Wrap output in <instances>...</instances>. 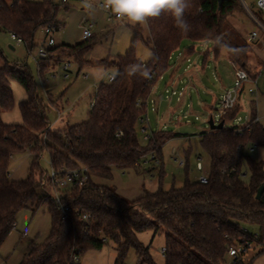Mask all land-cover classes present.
<instances>
[{
    "label": "trees",
    "instance_id": "trees-1",
    "mask_svg": "<svg viewBox=\"0 0 264 264\" xmlns=\"http://www.w3.org/2000/svg\"><path fill=\"white\" fill-rule=\"evenodd\" d=\"M240 4V0H223L220 6L217 0H190L184 13L187 31L178 27L168 11L147 18L144 28L132 27L129 48L116 59L100 61L102 65L111 61L109 66L116 69L114 80L98 86L87 121L65 131L50 128L48 106L39 98L27 69L10 64L0 49V244L22 209L45 205L50 216L49 234L42 243L29 245L20 264H80L87 249H101L107 243L117 253V264H122L129 248L135 251L137 264H155L148 247L137 238L148 229L165 235V264H233L229 248L243 245V240L264 242V191L255 199L256 190L264 184V162L247 155V150L264 149V122L254 121L253 102L248 127L224 126L235 117L237 102L220 114L221 129L199 134V145L209 159L206 183L186 178L181 187L164 190L159 182L156 191H144L127 201L94 180H110L114 170L139 172L148 156L160 165L164 144L181 136L146 129L142 144L138 130L140 120H146L152 88L168 70L170 57L183 40L191 43L190 53L195 51V43L210 42L215 55L224 51L234 67L246 71L249 80L260 76L264 64L261 72L249 70L248 43L238 42L226 30L227 19L242 11ZM57 11L54 0H0V31L15 35L31 50L39 30L59 28ZM138 40L152 53L145 64L137 55ZM91 44L89 39L48 47L46 58L59 54L65 55L61 61L81 63ZM46 67L39 60L41 77ZM149 73L152 77L147 80ZM11 81L22 86L26 95L18 104L21 124H7L1 118V111H10L14 105ZM44 151L51 168L84 167L90 174L83 187L61 193L59 203L52 198L55 187L44 178L46 172L40 165ZM25 152L30 154L28 175L21 181L11 180V158ZM83 215L88 221L82 220ZM247 226L255 227L256 238ZM244 253L234 261L242 262Z\"/></svg>",
    "mask_w": 264,
    "mask_h": 264
},
{
    "label": "rangeland",
    "instance_id": "rangeland-1",
    "mask_svg": "<svg viewBox=\"0 0 264 264\" xmlns=\"http://www.w3.org/2000/svg\"><path fill=\"white\" fill-rule=\"evenodd\" d=\"M54 2L58 4L56 20L62 25L61 29L51 33L57 45H74L81 42L82 26L92 25L91 48L83 57V62L69 60L70 68L67 71V78L64 77L65 72L62 69L64 61H61L65 59V55L53 54L49 58L38 56V50L46 47L47 39L42 30L36 33L35 44L31 50H28L23 43L14 41L8 32L0 31V49L10 64H17L27 69L35 82L39 98L48 106L51 129L65 131L69 126L87 121L90 103L95 98L98 86L101 83H109V75L115 74L116 69L109 66L110 60H106L105 65L100 64V61L105 58L116 59L122 55L129 46L131 28L137 25L144 28L145 23L132 24L126 18L109 20L107 13L101 10L94 0H66L65 3L62 0H54ZM103 2L105 3V0ZM244 2L253 13H256L258 20L264 25V17L257 14L253 4L254 0H244ZM86 3L91 7H86ZM240 5L242 11L236 12L227 19L226 30L241 43L246 41L252 31L259 33L260 29L242 4ZM189 43L188 40L182 41L179 51L174 52L171 57V66L176 63L180 52ZM141 45L138 40L136 42L137 53H140ZM248 45V66L251 70L264 60V33H259L257 38ZM194 49L191 56L184 58L178 64L176 71L178 80L183 82L177 86L178 90L182 89L180 95L179 91L172 95V87L167 84L171 75L169 70L152 88L153 98L159 104L157 113L147 108L146 116L150 124V128L146 127L147 131L158 130L160 122L166 119L168 125L163 130L181 134L180 137L172 138L164 144L160 165L157 166L155 160H151L148 156L139 172L133 169L114 170L110 180L94 178L98 184L111 187L127 201L139 198L144 191H156L159 182L164 190H168L172 186L181 187L186 178L195 181L201 175L207 176L209 159L199 145V134L209 129L207 121L210 116L215 123H218L221 114L218 99L224 91L233 86L235 72L226 53L221 51L215 55L210 42L195 43ZM42 59L47 67L41 77L38 62ZM263 82L264 71L258 77L259 93H249L247 88L251 84L244 85L238 99V111L231 121L225 122V127H245L251 113L252 102L255 104L259 121L264 122ZM10 87L13 92L14 105L10 111H1V118L7 124H21L18 104L26 98V95L22 86L17 82L11 81ZM185 115L188 121L183 120ZM177 118L178 120H175ZM138 135L140 142L145 144L139 130ZM247 155L253 160L264 162V149L262 148L247 150ZM39 161L45 172H48L50 163L47 152L42 153ZM198 161L202 165L201 171L196 169ZM29 162L28 152L14 155L8 168L10 179L14 181L26 179ZM155 166L157 167L149 170ZM247 178L246 175L245 179ZM247 228L251 234L258 236L255 227L247 226ZM49 231L50 216L45 205L28 207L19 211L14 228L0 244V264H20L29 245L42 243ZM137 238L148 247L149 255L155 264H165L162 253L165 247L163 232L155 234L148 229L139 232ZM116 258L117 253L113 245L107 243L101 249H87L80 256L79 262L80 264H117ZM241 260L243 264H264V242H251L245 253L241 255ZM122 264H137V256L132 248L128 249Z\"/></svg>",
    "mask_w": 264,
    "mask_h": 264
},
{
    "label": "built area",
    "instance_id": "built-area-1",
    "mask_svg": "<svg viewBox=\"0 0 264 264\" xmlns=\"http://www.w3.org/2000/svg\"><path fill=\"white\" fill-rule=\"evenodd\" d=\"M63 3L66 2V0H62ZM242 6L244 7L245 11L249 14V16L251 17V19L253 20V22L259 27V33H264V25L260 22V20H258L256 13H253L252 10H250L249 6H247L244 2V0H240ZM100 6L103 8V10L107 13L108 15V19H121V17H118L117 15H115L110 8L105 7V3H101ZM254 7L256 8L257 14L259 16H263L264 17V0H254ZM91 27L92 25H88L86 27H83V31L81 34V38L82 41L84 40H89L93 37V34L91 33ZM59 29V28H58ZM54 27L51 26H46L42 29V31L44 32L45 36H46V47H41L38 50V56L40 58H44L46 57V49L48 47H52L54 46V39L51 36V33L54 31ZM259 33H257L256 31H252V33L246 38V42L248 44L252 43V41L257 38V36L259 35ZM11 38L16 41L17 43H22L21 39L17 38L15 35L11 34ZM70 67V62H64V64L62 65V69L65 72L64 77L67 78V71L69 70ZM234 72H235V80L233 83V86L224 91L219 99H218V104L220 106V112H224L227 111L229 109H231L232 107H234V105L238 102L239 99V95L241 94V92L244 89V85L246 83H250L251 86H249L247 88V91L249 93H259V89L257 86L258 83V78H255L254 80H249L248 74L246 73L245 70L239 68V67H234ZM85 77V76H84ZM152 77V73H149L147 75V80L151 79ZM115 78L114 75H109V82L113 81ZM262 89L264 90V82L262 84ZM172 94H174V91L172 92ZM181 93L179 92V95ZM93 103H90V107L92 106ZM176 118V117H175ZM175 120H178L175 119ZM255 122L259 121V118L256 116ZM141 128L140 131L142 134H144V139H146V127L144 126V122L145 120L141 119ZM215 123V122H214ZM216 124V123H215ZM246 127H248V125H246ZM120 134V132L118 133ZM196 169L197 170H202V165L201 162H197L196 163ZM46 180H48L50 182V184L52 186L55 187L52 198L59 203V196L61 195V193H64L66 191H69L71 188H80L83 187L84 185H86V183L88 182V180L90 179V174L88 172V170L84 167H77V168H73V169H60V170H56L50 167V170L48 172H46L45 177ZM201 183H206V176L201 175L198 179ZM82 220L83 221H88V216L87 215H83L82 216ZM244 231H246L244 229ZM255 238L257 237V235H253ZM246 246V247H245ZM250 246V242L247 240H243V245L238 246V247H231L228 249L227 254H228V258L230 259V262L233 264H240L242 262H235L234 259L238 256V254H240L241 252L246 251ZM164 248L162 249V253H164ZM243 264V263H242Z\"/></svg>",
    "mask_w": 264,
    "mask_h": 264
},
{
    "label": "clouds",
    "instance_id": "clouds-1",
    "mask_svg": "<svg viewBox=\"0 0 264 264\" xmlns=\"http://www.w3.org/2000/svg\"><path fill=\"white\" fill-rule=\"evenodd\" d=\"M86 7H91L86 3ZM190 0H105V7L132 24L145 23L149 17H157L168 11L176 20L178 27L187 31L189 25L184 19Z\"/></svg>",
    "mask_w": 264,
    "mask_h": 264
},
{
    "label": "crops",
    "instance_id": "crops-1",
    "mask_svg": "<svg viewBox=\"0 0 264 264\" xmlns=\"http://www.w3.org/2000/svg\"><path fill=\"white\" fill-rule=\"evenodd\" d=\"M95 1V3H96V5H98V7L101 9V10H103V8L100 6V4L101 3H104L103 2V0H94ZM253 4H254V2H253ZM104 11V10H103ZM60 23V22H59ZM86 26H88V25H83L82 27H86ZM62 28V25H61V23H60V26H59V29H61ZM131 31V39H132V30H130ZM131 39H130V42H131ZM181 44H182V42H181ZM55 45H57L56 44V42L54 41V46ZM191 45V43H189V45L188 46H186V47H184V49L180 52V54H179V56H178V58H177V61H176V63L174 64L173 63V65L171 66V65H169V68H168V70L170 71V78L168 79V82H167V84H169V86L170 87H172L171 88V92H173L174 91V94L177 92V91H179V92H182L181 90L182 89H180V90H178L177 89V86H179L180 84H182L183 82H181L180 80H178V75H177V69H178V64L181 62V61H183L184 60V58H188L189 56H191L193 53H190L189 52V46ZM129 46H130V43H129ZM129 46L127 47V49L129 48ZM181 46V45H180ZM126 49V50H127ZM179 49H180V47L178 48V50H176L175 52H177V51H179ZM125 50V51H126ZM124 51V52H125ZM151 51L148 49V48H146L145 46H143V45H141V50H140V53H137V55H138V58L140 59V61L143 63V64H145V63H147L149 60H150V58H151ZM173 55V54H172ZM172 55H171V57H172ZM263 56H264V54H263ZM171 57H170V62H171ZM264 64V60L256 67V69L258 70V72L260 71H262L263 69H262V67H263V65H261V64ZM177 66V67H176ZM70 68V67H69ZM167 70V71H168ZM166 71V72H167ZM168 71V72H169ZM111 75H114V74H111ZM84 77V76H83ZM86 77V76H85ZM84 77V78H85ZM162 77V76H161ZM166 84V85H167ZM153 90V89H152ZM166 91H167V88H166ZM178 92V93H179ZM152 93H153V91H151V94H150V97H149V99H148V101H149V103H148V101H147V103H148V105H147V108L149 107V108H151L152 110H154V112H158V104H159V102L158 101H156V99H154L153 97V95H152ZM173 95V94H172ZM178 100V99H177ZM148 111V110H147ZM167 118L169 117L168 116V113H167V116H166ZM186 117V118H185ZM185 117H184V119L183 120H185V121H188V118H187V115H185ZM172 119V118H171ZM168 122H166V119H163L161 122H160V124L158 125V128L160 129H166V126L168 125L167 124ZM148 125V126H147ZM160 125H162V127H160ZM144 126L145 127H148V128H150V124L148 123V119H147V116H146V120H145V122H144ZM50 128H51V125H50ZM147 129V128H146ZM158 129V130H159Z\"/></svg>",
    "mask_w": 264,
    "mask_h": 264
},
{
    "label": "water",
    "instance_id": "water-1",
    "mask_svg": "<svg viewBox=\"0 0 264 264\" xmlns=\"http://www.w3.org/2000/svg\"><path fill=\"white\" fill-rule=\"evenodd\" d=\"M218 1V5L220 6L222 4L223 0H217ZM223 121H220L218 123H214L212 116L209 117L207 124L209 127V130H218L221 129L223 127ZM264 191V184H261L258 189L256 190V194H255V199L258 200L260 199L262 193Z\"/></svg>",
    "mask_w": 264,
    "mask_h": 264
}]
</instances>
